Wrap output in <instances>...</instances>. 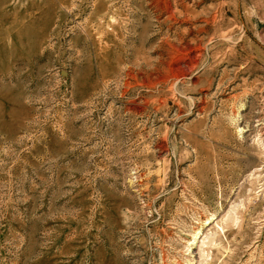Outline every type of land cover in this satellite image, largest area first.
<instances>
[{
  "label": "rangeland",
  "instance_id": "374dc122",
  "mask_svg": "<svg viewBox=\"0 0 264 264\" xmlns=\"http://www.w3.org/2000/svg\"><path fill=\"white\" fill-rule=\"evenodd\" d=\"M0 264H264V0H0Z\"/></svg>",
  "mask_w": 264,
  "mask_h": 264
}]
</instances>
